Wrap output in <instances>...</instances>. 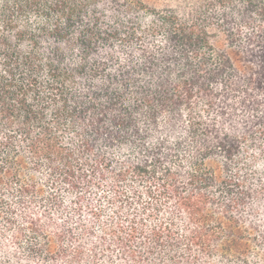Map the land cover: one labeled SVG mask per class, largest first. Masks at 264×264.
I'll list each match as a JSON object with an SVG mask.
<instances>
[{
	"label": "trees",
	"instance_id": "trees-1",
	"mask_svg": "<svg viewBox=\"0 0 264 264\" xmlns=\"http://www.w3.org/2000/svg\"><path fill=\"white\" fill-rule=\"evenodd\" d=\"M0 264H264V0H0Z\"/></svg>",
	"mask_w": 264,
	"mask_h": 264
},
{
	"label": "rangeland",
	"instance_id": "rangeland-1",
	"mask_svg": "<svg viewBox=\"0 0 264 264\" xmlns=\"http://www.w3.org/2000/svg\"><path fill=\"white\" fill-rule=\"evenodd\" d=\"M146 5L157 10L167 9L169 7H178L191 0H142ZM193 1V0H192Z\"/></svg>",
	"mask_w": 264,
	"mask_h": 264
}]
</instances>
